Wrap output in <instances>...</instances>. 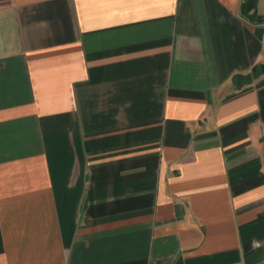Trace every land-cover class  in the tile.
I'll return each instance as SVG.
<instances>
[{"label":"crops","instance_id":"0c3cea01","mask_svg":"<svg viewBox=\"0 0 264 264\" xmlns=\"http://www.w3.org/2000/svg\"><path fill=\"white\" fill-rule=\"evenodd\" d=\"M257 32L264 0H0V264H264Z\"/></svg>","mask_w":264,"mask_h":264},{"label":"trees","instance_id":"16d2710c","mask_svg":"<svg viewBox=\"0 0 264 264\" xmlns=\"http://www.w3.org/2000/svg\"><path fill=\"white\" fill-rule=\"evenodd\" d=\"M251 3H253V2H248V3H246L245 5H244V7L246 8V7H250L252 4ZM263 33L262 32H257V35L259 36V37H263V41H264V36L262 35Z\"/></svg>","mask_w":264,"mask_h":264},{"label":"rangeland","instance_id":"374dc122","mask_svg":"<svg viewBox=\"0 0 264 264\" xmlns=\"http://www.w3.org/2000/svg\"><path fill=\"white\" fill-rule=\"evenodd\" d=\"M252 4V3H251ZM246 11V10H245Z\"/></svg>","mask_w":264,"mask_h":264}]
</instances>
